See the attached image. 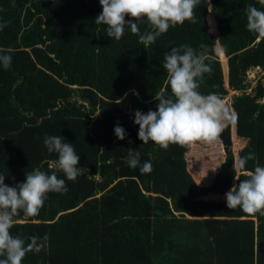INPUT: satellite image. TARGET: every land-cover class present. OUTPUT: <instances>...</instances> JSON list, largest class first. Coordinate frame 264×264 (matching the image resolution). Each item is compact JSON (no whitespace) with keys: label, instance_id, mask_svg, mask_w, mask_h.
Listing matches in <instances>:
<instances>
[{"label":"trees","instance_id":"16d2710c","mask_svg":"<svg viewBox=\"0 0 264 264\" xmlns=\"http://www.w3.org/2000/svg\"><path fill=\"white\" fill-rule=\"evenodd\" d=\"M249 5L264 11L259 0H201L197 23L145 47L130 29L107 36L95 23L99 0H0V49H12L11 67L0 66V174L14 187L36 169L55 171L68 187L49 193L37 216L16 217L11 233L26 244L48 237L22 264H264V215L229 209L225 198L235 176L264 167V84L246 91L248 70H264V39L247 28ZM181 45L204 53L212 71L199 91L219 95L237 119L214 142L164 150L138 138L134 114L156 111L162 91L171 96L164 56ZM46 136L73 144L75 181L51 167L58 154ZM129 149L150 173L129 167Z\"/></svg>","mask_w":264,"mask_h":264},{"label":"clouds","instance_id":"9594fccd","mask_svg":"<svg viewBox=\"0 0 264 264\" xmlns=\"http://www.w3.org/2000/svg\"><path fill=\"white\" fill-rule=\"evenodd\" d=\"M99 3L102 12L95 23L107 26L109 38L119 41L125 30L130 29L147 47L170 28L186 21L197 23L195 9L201 0H99ZM259 3L264 5V0H259ZM246 15L248 30L264 39V11L249 5ZM144 22L152 30L141 34L139 25ZM5 27L7 23H0V31ZM11 51L0 49V66L4 69L11 67ZM205 60L203 52L198 53L189 45L173 47L165 54L163 68L171 96L162 91L154 97L159 101L156 111L149 110L145 114L137 110L134 114V123L139 126L138 138L144 144L151 141L167 150L170 145L183 146L197 140L211 143L221 136L225 122H236V115L230 114L219 95H205L199 91L204 75L212 71ZM114 133L120 140L127 136L119 124ZM43 143L50 153L58 154L51 167L62 171L67 181H75L82 174V168L77 167L80 157L72 143L66 142L62 136H46ZM249 159H253L251 154L240 158L241 170L246 168ZM127 163L131 168L139 167L141 173L152 171L150 161L141 164L139 151L129 149ZM242 174L247 178L241 180L235 176L239 184L225 193L227 207L239 208L250 215H264V167L256 166L254 171H243ZM4 181L5 176L0 174V264H22L28 253H40L46 249L48 237L45 235L40 240L32 236L26 244L25 239L11 233L17 223L16 217L20 212L26 217L37 216L49 193L65 194L68 187L65 179L58 178L55 171L48 174L39 169L26 173L25 181L14 187H9Z\"/></svg>","mask_w":264,"mask_h":264},{"label":"rangeland","instance_id":"374dc122","mask_svg":"<svg viewBox=\"0 0 264 264\" xmlns=\"http://www.w3.org/2000/svg\"><path fill=\"white\" fill-rule=\"evenodd\" d=\"M222 61L224 62L227 60L222 59ZM246 76L247 82L250 84V87L246 90L248 93H252L253 88L259 81L264 84V70L261 68H252L251 70H248ZM241 93L242 91L232 90L228 96L234 97L235 95H239Z\"/></svg>","mask_w":264,"mask_h":264},{"label":"water","instance_id":"95a60500","mask_svg":"<svg viewBox=\"0 0 264 264\" xmlns=\"http://www.w3.org/2000/svg\"><path fill=\"white\" fill-rule=\"evenodd\" d=\"M259 41V40H258ZM251 70V69H250Z\"/></svg>","mask_w":264,"mask_h":264}]
</instances>
